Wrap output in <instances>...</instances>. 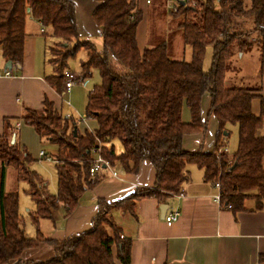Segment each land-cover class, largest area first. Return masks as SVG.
<instances>
[{
  "label": "trees",
  "instance_id": "1",
  "mask_svg": "<svg viewBox=\"0 0 264 264\" xmlns=\"http://www.w3.org/2000/svg\"><path fill=\"white\" fill-rule=\"evenodd\" d=\"M96 2L92 18L102 28V51L91 41H80L72 0H0V52L7 63L22 70L27 21L32 16L45 28V37L59 41L50 49L49 62L55 73L46 78L58 94L64 91L68 61L80 49H85L87 60L81 64L79 81L90 78L94 70L101 78L87 97L86 118L97 124L91 132H81L78 120L65 117L48 100L42 110L26 108L18 119L58 147L51 156L57 172L56 194L50 193L47 181L31 168L37 160L12 142L16 133L11 120H4L5 131L0 136V264H116V259L130 264L132 241L121 237L112 213L122 209L133 215L141 198L155 196L164 201L181 194L190 181V165L204 170L205 182L220 183L222 204L231 205L234 213L245 210L247 199L255 200L256 209L264 208L262 87L227 85L233 56L254 47L260 50L264 81V0L179 2L171 14L178 21L176 30L184 45L181 59L169 53L165 42L141 50L137 32L144 13L138 0ZM186 47L192 50L190 61L184 57ZM208 47L213 48V58L206 72L203 65ZM207 96L204 118L202 105ZM255 99L261 101L259 117L252 112ZM185 105L191 122L182 120ZM212 118L219 124L214 150H186L185 137L206 135ZM232 126L238 129V144L231 154L227 144ZM98 152L109 166L120 164L130 173H137L141 162H150L156 170L154 187L116 203L100 200V212L87 232L63 241L45 239L39 221L52 219L58 203L70 215L82 195L101 182L99 175L90 173ZM8 168L16 170L19 181L28 185L26 193L35 205L30 214L37 227L35 237L25 232L19 193L6 192ZM42 243L52 246L55 256L41 262L21 259L25 250Z\"/></svg>",
  "mask_w": 264,
  "mask_h": 264
},
{
  "label": "crops",
  "instance_id": "2",
  "mask_svg": "<svg viewBox=\"0 0 264 264\" xmlns=\"http://www.w3.org/2000/svg\"><path fill=\"white\" fill-rule=\"evenodd\" d=\"M72 1L76 7L80 41L95 42L94 44L98 46L97 49L100 51L103 47L102 28L96 25L92 18V12L98 3L96 0ZM152 3L153 0L149 4L145 1L146 6ZM84 5H87L86 15L81 12V7ZM176 6L174 5V7ZM140 8L144 13V18L138 27L137 40L141 50H144L146 46L155 47L157 44L150 38L149 34L147 16L152 9L146 7L145 10L141 4ZM35 22L38 24L39 30L35 34L28 33L22 70L13 67L10 70L11 77H0V136L5 131L4 120L10 119L16 133L15 142L27 151L30 144L27 140V130H34V128L23 124L21 121L18 122L24 109L42 110L44 101L48 100L53 102L55 108L63 115L64 107L71 109L66 104V99L72 101L73 94L70 93L68 97L63 96V94L60 95L48 84L46 78L55 73V67L49 62L51 59L50 49L55 47L59 41L45 37L43 35L46 31L45 28L38 21L35 20ZM47 40L52 42V46L49 48V52L46 50L45 59L42 60L39 49L41 46H46ZM180 40L182 41V38ZM178 48L176 54L173 55L175 59H181L183 56L182 42L180 45L178 44ZM48 53L50 57L47 62ZM84 53L87 57L86 51ZM6 65L7 62L0 52V72L9 70L6 69ZM94 71H92V75ZM80 74L81 72L77 75L80 76ZM85 80L79 81L78 86L84 85ZM228 85L232 86L229 82ZM244 87L258 88L254 86ZM260 87H262L261 94L264 97V81ZM85 101L87 104V100ZM208 105L209 97L207 96L202 105L204 118L207 114ZM73 106L76 109L74 104ZM71 110L73 111V109ZM252 112L257 117L261 115L260 100H253ZM70 116L73 117V115ZM182 120L184 122H191L192 120L191 112L186 105L182 109ZM210 124H212L210 133L208 130L206 135H187L183 143L184 148L188 151H196L200 148L208 152L213 151L219 124L214 118L210 120ZM79 126L80 124H78ZM96 128L95 122V127L92 130ZM34 132V139L33 141L30 140L32 143L42 140L47 142L45 139H41L35 130ZM260 134L264 136V121ZM52 147L55 148L53 152L55 155L58 147L54 144ZM117 148H120V145ZM41 152H44L45 155L40 156ZM46 158L55 163L51 156H47L44 150H40L38 159L46 160ZM11 169L8 168L6 172V192L8 193L17 192L8 189V177ZM188 170L190 181L184 185L183 197L175 195L164 200V202L155 196H148L136 202L133 215L123 212L122 209L114 210L112 213L115 223L122 230V236L132 241L130 264H264V208L256 209L255 200L247 199L244 202L245 210L234 213L233 210L215 201L218 190L212 184L205 182L203 169L196 165H190ZM98 175L102 178L101 182L82 195L78 205L70 215H66L64 204L58 203L52 219L39 221V230L45 239L63 241L89 231L93 226L94 219L100 212V200L116 203L143 189L153 188L156 182V170L148 161L141 162L137 173H130L120 164H116L104 167ZM15 177L18 183L22 182L19 181L18 174ZM26 190V187H22L23 196H28ZM30 200L33 207L27 209L28 221L26 222L25 219L28 217L21 215V211L20 215L26 234L35 237L37 227L30 217V214L35 210V205L31 198ZM162 205L169 206L166 214L175 210L181 214L179 220L171 226L166 224L165 216L161 215ZM29 222L33 224V231L26 230ZM113 254L114 257L117 256L116 246L113 247ZM53 256H55L53 247L48 243H42L36 249L25 250L21 259L24 262H41L49 260ZM115 262L122 264L118 259Z\"/></svg>",
  "mask_w": 264,
  "mask_h": 264
},
{
  "label": "rangeland",
  "instance_id": "3",
  "mask_svg": "<svg viewBox=\"0 0 264 264\" xmlns=\"http://www.w3.org/2000/svg\"><path fill=\"white\" fill-rule=\"evenodd\" d=\"M93 1V0H91ZM141 6H143V9L146 10V7H149L152 9L150 14L147 16L148 25H149V34L150 38L156 42V44H160L162 42L167 43L168 45V51L172 56L176 54V49L178 48V44L180 45L183 41L180 40L181 36L179 37L178 31L176 30V24H178V21H175L172 19V12L174 10V5H179L180 0H153V3L151 5L145 4L144 0H138ZM87 5H84L81 7V12L86 15ZM176 23V24H175ZM38 24L35 22L34 18L32 16L28 17L27 21V31L29 34H35L38 29ZM98 36V35H95ZM95 43V42H94ZM103 43V40H102ZM52 46V42L47 40L46 46H41L39 49V55L40 58L43 60L45 59L46 50L49 52V48ZM97 46V45H95ZM180 47V46H179ZM184 47V45H183ZM98 48V46L96 47ZM57 50L61 51L62 49L58 46ZM84 50L85 49H80ZM103 50V47L100 51ZM78 51L76 56L71 58L68 61V68L71 73L78 74L81 72V64L82 62H85L87 60V57L84 53V51ZM99 51V50H98ZM191 54L192 50L190 47H186L185 49V60L190 61L191 60ZM49 53L47 55V62L49 60ZM212 58H213V48L208 47L206 51V56L204 60L203 68L206 72H208L212 66ZM261 56H260V50L257 47H254L250 52H246L243 54V56H240L239 53L235 54L232 58V62L230 65V71L227 75V85L228 82L231 85H240V86H254V87H260L262 86V77H261ZM101 78L100 74L97 70L93 72L92 77L87 78L85 80V84L81 86H75L74 92H71L72 94V101L75 105L76 110L72 104L68 105L69 108L73 109V111L68 109L67 107L63 108V115L64 116H70L73 115V118L75 120H78L80 117H86V106H85V100H87V95L91 90H93L95 85L100 84ZM74 95V98H73ZM63 97H61L62 99ZM64 99V98H63ZM69 110V111H68ZM80 126L79 129L81 132H84V129L88 130L89 132L93 131L92 128L95 127V122L93 120H88L86 122H79ZM212 127V124L209 126V133L210 129ZM26 131V130H25ZM34 130H27V140L30 142L28 151L30 154H32L33 158L38 161L34 163L33 169L41 176L43 179H45L48 183V188L50 193L56 194L57 193V176H56V170H55V163L52 161H47L45 159H38V153L40 150H44L47 154V156H53V152L55 151V148L52 147L53 144L49 142L37 141V142H31L34 139ZM31 140V141H30ZM238 144V129L235 126L231 127V136L229 137V141L227 144L228 151L232 154ZM119 145V144H118ZM117 145V147H118ZM122 147L117 148L118 152H121ZM17 174L16 170L11 169L10 174L8 177V189L10 191H17L19 192V198H20V211L21 215L28 217L25 218L26 222L29 219V214L27 209H31L32 204L29 196H23L22 194V187L28 188L27 183L25 182H19L16 180L15 175ZM27 231L31 230L33 231V224L31 222L27 223ZM25 229V228H24Z\"/></svg>",
  "mask_w": 264,
  "mask_h": 264
},
{
  "label": "built area",
  "instance_id": "4",
  "mask_svg": "<svg viewBox=\"0 0 264 264\" xmlns=\"http://www.w3.org/2000/svg\"><path fill=\"white\" fill-rule=\"evenodd\" d=\"M187 0H180V2H186ZM146 3L149 4L151 3V0H146ZM65 77H66V81H65V86H64V91H63V96H69L70 93L72 92V90L74 89L75 86H77V84L79 85V80H80V76H78L77 74H73L70 71H65L64 73ZM11 77V71L10 70H6L3 72H0V77ZM66 104L70 105L71 101L70 99H66ZM67 117H71V116H67ZM79 122H86L87 118L86 117H80L78 119ZM100 152L97 153L95 160L92 163V166L90 168V173L92 176L98 175L104 167L109 166L108 163L104 160V158L99 154ZM44 152L40 153V156H44ZM46 160L51 161V159L46 158ZM214 187L218 190V194L215 196V201L217 203L222 204V198H221V194H220V188L221 185L220 183H216L214 185ZM179 196L183 197V193L179 194ZM223 205V204H222ZM226 208L231 209V205H224ZM181 214L179 211H172L171 213H168L165 215L164 219L165 222L168 226L173 225L174 223H176L179 218H180ZM122 238H124V236H121Z\"/></svg>",
  "mask_w": 264,
  "mask_h": 264
},
{
  "label": "water",
  "instance_id": "5",
  "mask_svg": "<svg viewBox=\"0 0 264 264\" xmlns=\"http://www.w3.org/2000/svg\"><path fill=\"white\" fill-rule=\"evenodd\" d=\"M6 69L12 70L13 69L12 63H7ZM15 138L16 137L13 138V141H12L13 143L15 142ZM168 209H169V206L168 205H162L161 206V215L163 217L166 215V212H167Z\"/></svg>",
  "mask_w": 264,
  "mask_h": 264
}]
</instances>
